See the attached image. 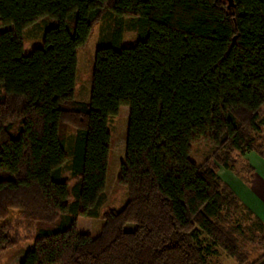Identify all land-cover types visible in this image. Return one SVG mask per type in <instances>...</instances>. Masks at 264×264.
Returning <instances> with one entry per match:
<instances>
[{"label":"trees","instance_id":"1","mask_svg":"<svg viewBox=\"0 0 264 264\" xmlns=\"http://www.w3.org/2000/svg\"><path fill=\"white\" fill-rule=\"evenodd\" d=\"M227 5L0 0V219L17 209L0 225V253L31 239L19 264H254L264 256V225L243 216L219 174H238L240 163L249 183L243 156H264V0ZM106 13L115 16L111 42L95 50L89 99L76 100L77 50ZM45 16L42 44H28L24 29ZM123 17L137 32L128 46ZM122 105L117 182L127 196L119 209L102 208L108 118ZM199 141L213 147L194 163ZM79 217H101L99 232L78 231Z\"/></svg>","mask_w":264,"mask_h":264},{"label":"rangeland","instance_id":"2","mask_svg":"<svg viewBox=\"0 0 264 264\" xmlns=\"http://www.w3.org/2000/svg\"><path fill=\"white\" fill-rule=\"evenodd\" d=\"M115 16L111 13H106L104 17L94 25L91 35L85 46L79 48L76 53V73H75V89H74V99L80 101H86L90 96V85H91V72L92 64L95 55V50L98 45L110 43L109 39L110 33L116 26ZM50 19L45 16L40 20L36 21L34 24L25 28L23 31L24 38L27 43L32 46H40L42 44L43 31L49 24ZM133 19L130 17H123L121 23L123 25V31L121 34L120 43L123 46L132 45L137 40L136 29H133L132 23ZM129 107L122 105L119 108L117 115L110 116L108 118V129L112 134L111 148L109 155V165L106 176V188H105V200L102 208H114L119 209L124 204L126 199V187L117 182L118 167L119 162L123 158L125 136H126V125H127V115ZM73 136V133L69 134V138ZM212 143L207 141H199L192 143L191 150L189 153V158L194 163H200L212 150ZM248 157V156H247ZM236 170L239 173L236 174L230 169H220L219 173L222 177L224 171L234 178V175L240 179L242 183H245V178H248V173L239 164L236 165ZM223 178V177H222ZM224 179V178H223ZM225 180V179H224ZM231 180V179H230ZM250 182V181H249ZM248 212V209L246 208ZM17 214V209L12 208L6 218L0 219V225L4 222L14 218ZM102 225L101 217L89 218L80 217L79 227L83 231H86L92 235L99 232ZM132 224H127L126 228H132ZM245 227V226H244ZM245 229V228H244ZM33 244L31 239L22 240L14 246L4 250L0 253V264H7L8 261L16 259V256ZM254 255V254H252ZM224 264H236L232 259L224 261Z\"/></svg>","mask_w":264,"mask_h":264},{"label":"crops","instance_id":"3","mask_svg":"<svg viewBox=\"0 0 264 264\" xmlns=\"http://www.w3.org/2000/svg\"><path fill=\"white\" fill-rule=\"evenodd\" d=\"M262 112L264 114V103L262 105ZM243 159L246 160L253 168L250 173V182L247 185L242 183L240 179L238 180V177H236L235 174H233L234 178H232V176L225 171L222 173L224 174L222 177L225 180L223 178L222 179L233 188L239 196L243 206L248 209V214L245 213L242 215L245 218L250 217L249 221L256 220L264 225V156H261L255 151H250L243 156ZM79 218L77 220L78 231L81 230L79 227ZM24 252L18 254L15 260L13 259L12 261H8L7 264H19L23 258ZM257 254L258 251H253L251 256L257 257L255 256ZM254 264H264V256L259 258Z\"/></svg>","mask_w":264,"mask_h":264},{"label":"water","instance_id":"4","mask_svg":"<svg viewBox=\"0 0 264 264\" xmlns=\"http://www.w3.org/2000/svg\"><path fill=\"white\" fill-rule=\"evenodd\" d=\"M227 3H228V7H230L231 5H232V3H233V0H227Z\"/></svg>","mask_w":264,"mask_h":264}]
</instances>
